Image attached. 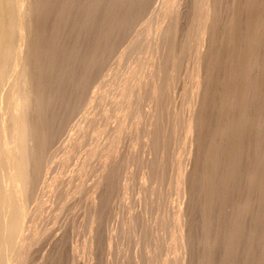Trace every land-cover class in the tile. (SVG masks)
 I'll return each instance as SVG.
<instances>
[{"label": "bare ground", "instance_id": "6f19581e", "mask_svg": "<svg viewBox=\"0 0 264 264\" xmlns=\"http://www.w3.org/2000/svg\"><path fill=\"white\" fill-rule=\"evenodd\" d=\"M144 14H152L151 26L143 35L132 37L124 45L119 59V65H123L139 51L145 54L142 84L131 123L130 151L124 157L125 172L122 169L124 173L123 176L120 174V180L114 171L116 153L108 155V164L92 198L93 210L90 208L92 215L90 214L89 229L94 231L91 234H95L93 240L95 236L99 239L96 233L103 223L99 221L104 215L102 211L114 209L110 206L113 200L111 195L114 194V191L110 192L112 187L120 182V192L125 194L130 189V159L137 158L131 163H137V167L140 164L141 167L137 170L140 171V176L137 173L140 182L137 183V174H134V171L137 172L134 169L136 166H133L132 174L135 176L132 177L137 178H134L136 185L141 184L145 188L150 185L152 190H156L152 184L162 182L168 189L172 185L177 195L186 200L185 206L175 205L177 208L173 207L171 215L167 214L173 228L169 243L176 250L178 248L179 253L161 261L156 259L158 264H264V0H168L165 4L161 0H0V264L31 262V259H26L21 263L20 251L27 244L34 228L31 222L37 220H33V213L38 206H35L34 212L30 208L32 199L34 201V197L38 196L35 194L38 192L37 186L40 185L39 191L42 185L46 190L56 180L50 179V174L48 178L49 170L45 172L46 177L41 178L42 181L40 179L44 175L40 176L41 171L48 169L46 166H53L52 162L46 165L49 164V159L44 168L45 159H48L46 154L54 147L51 141L56 147L59 145L56 136L59 131L64 133L67 130L64 128L62 131L69 124L68 116L76 111L95 73L134 22ZM103 101V91L101 87H97L93 105L87 111V116L85 113L88 123L95 117L92 114L93 108L96 110V106ZM61 124L64 125L62 129ZM79 129L81 131L83 128ZM59 135L57 138H61L62 134ZM170 148L173 151L177 148L179 152L174 155V159L172 157L169 167L167 163L172 151ZM171 153L170 156L173 155ZM62 159L63 157L59 160ZM56 162L59 163L58 160ZM64 164L66 163L62 160L59 166ZM167 170L171 172L169 187L166 184L168 181L163 180L166 181L165 184L159 181L162 176L168 178V175H163ZM52 171L51 174L54 173ZM116 186L114 187L119 191L118 185ZM161 189L156 192H162ZM133 190L131 192L130 189V192L133 193ZM146 191L149 190L144 192L149 195ZM169 191L171 190L167 193L171 196ZM119 193L118 198L121 196ZM151 193L156 195V199L152 196L156 202H161L157 200V196L165 193L159 197H164L159 205L165 207L167 193L155 194L150 190ZM110 196L112 198L109 201ZM148 197L146 198H151ZM106 199L109 205H106ZM147 199L144 201L147 202ZM137 201L133 203L136 205ZM149 202H142L147 206L146 212L148 209L152 210L151 207L148 208ZM155 204V209L150 214L156 212V206L159 207ZM104 205L111 208L103 209ZM121 205L122 203L116 208ZM167 206L169 205H166L165 213ZM44 208L45 206L41 207V212ZM144 211L143 215L136 211L138 219L144 216L145 220H150L149 217L145 218ZM153 214L150 216L154 217ZM133 218L129 219L130 228L135 225ZM165 219L164 227L169 228L168 219ZM98 221L101 225L97 224ZM136 221L137 225L139 220ZM159 221L155 223L162 222ZM95 224L99 226L97 230ZM114 224L117 228V224ZM138 225L133 227L134 231L139 229ZM157 228L159 229V225ZM142 229L141 225L140 232ZM147 230L145 229L146 232ZM120 231L123 233V228ZM126 232L127 230L123 234L126 235ZM149 232L147 236L144 234L145 238L151 234ZM163 235L158 233L157 236H162L163 239ZM140 236L139 239L143 234ZM55 239L52 240L50 252L47 248L48 254L45 251L46 254L41 255V262L38 261L39 256H35L39 252L33 255L34 258L31 257L32 262L37 258L33 264H53L54 259L59 261L60 257L56 258L59 252L62 253L59 247L61 240L58 239L59 243L57 240L55 243ZM112 239L113 237L111 240L109 238L110 243ZM93 240L88 242L94 251L95 248L92 247L97 240ZM125 240L128 242L130 238ZM163 241L165 239L161 243ZM119 243L121 241L118 245ZM153 243L155 244L154 241ZM112 244L114 245L113 242ZM158 245L163 251L168 249L161 247L163 244ZM130 247L132 251V246ZM107 248L109 251V247ZM171 248L173 249L172 245ZM148 252L144 250L143 253L146 255ZM159 252L162 253L160 250ZM130 253L132 256L134 251ZM141 254L139 262H142ZM155 254L153 255L156 257ZM96 255H99L98 252ZM153 255L151 257L154 258ZM94 256L95 254L92 259ZM107 256L106 254V259L109 257ZM97 259L99 260L98 257ZM149 260L150 258L147 262ZM59 262L62 264V261ZM96 263L99 264V261H95Z\"/></svg>", "mask_w": 264, "mask_h": 264}, {"label": "rangeland", "instance_id": "374dc122", "mask_svg": "<svg viewBox=\"0 0 264 264\" xmlns=\"http://www.w3.org/2000/svg\"><path fill=\"white\" fill-rule=\"evenodd\" d=\"M167 1L168 0H161V2L164 4ZM151 15L150 14L141 15L134 22V24L131 26L129 31H127L125 36H123L122 39L117 43V45L115 46V48H114L112 54L109 56V58L105 61V63L102 65V67L99 68L97 73H95L91 83L89 84V86L87 87L85 92L83 93L76 111L73 112L72 114H70L68 116L69 118L67 117L69 119V121L67 120V122L70 125L68 124L66 127H63V129H62L61 127L64 125H62L63 123L61 124L60 128L62 129V131H64V128H66L67 130H65L64 133L59 131L60 135H59V132L57 130L59 136H61V134H62L61 138H57L58 135L56 134L57 135L56 136L54 134L56 136V139H58V144H59L58 145L56 143V145H58L59 147L58 146L56 147L55 145H53L54 142H52V141H51V145H52V147L53 146L56 147V150L58 148L60 153H58V150L56 151L54 149V147L51 149L49 148L50 150L48 151V153L50 151H52L53 154L51 152L49 154L47 153L46 157L48 159H45V162H44V168H45V164L47 162L46 160L50 159V161L47 162L49 164H46V165H50L51 164L50 162H52L53 166L51 164L50 168H52V170H53V167H54V171H52L49 168V166H46V167H48V169L45 168V171L44 170L41 171V174H40V176H41L44 173L43 177H40V176L39 177H40V179L46 177L47 174L45 172L47 170H49V171L51 170L54 173L51 174V171L50 172L47 171L48 172V178H50V176H51L50 179H53V180L56 179V180H55V182H52V180L50 181V182H52L51 183L52 185L48 188L47 187L45 188L47 191L43 189V187H44L43 185L41 186L40 191H39L40 185L37 186V188H38L37 191L40 194L37 191H35V192H37L35 194L38 196H36L34 194V196H36V197H34V201L32 199V201H31L32 203H30V208L32 207L31 208L32 212H34L33 210L38 206L35 210L36 214L33 213V215H34L33 220L34 219H37V220H35L34 222H31V225H33L34 228L31 231V235H30V238H29L27 244L20 251L21 263L25 262L26 259H28V260L31 259L30 261L32 262V258H34L33 255L37 252H39V253H38V255L35 254V256H37V258L39 256L38 261L41 262V260H40L41 255H43L45 253L47 248H49L47 251L50 252V250L53 247L52 240L57 238L58 236L59 237L57 239H55V243L58 241V239H59V241L61 240V245H60L59 241H58V243H59V247L62 249V250H60V251H62V253L59 252V255L56 259H58L60 257L59 261H62L61 262L62 264H76L75 262H77V264H90V263L95 264V261L96 262L99 261V264H106V263H108V264H122V263L126 264V262L128 264H129V262H131L130 264H134V262H136V264H137L139 262L140 254H141L140 249L144 245H145L144 246L145 248H142L143 252H144V250L147 252L149 249H152V250H149V251H151L150 253L149 252L146 253L147 256L145 255V253H143L141 251L142 252V254H141L142 262H139L138 264H140V263L141 264L142 263L143 264H146V263L147 264H149V263L158 264L159 261L156 259H159L161 261V260L165 259L166 257L168 258L169 256H170V258H172L174 255L179 253V251H178L179 249L177 248V250H176L175 246L173 244L169 243L170 237H171L170 235H172L173 228H172V224L170 223L171 222L169 219L170 217H168V215L170 216L172 211L174 209H176L178 205L179 206H181V205L185 206L186 200H184L183 198H180L177 195V193H176V191L172 185H171L172 186V188H171V186H170V184H171L170 183L171 182V177H170L171 172L170 171L171 170L169 169L170 171L167 170V172H165V174H163L165 176L168 175V178H167L168 180L166 178H164V176L160 177V180L158 179L159 181H163V180L168 181V182H166V181L165 182L167 184V187L170 186L169 189L166 188V186L163 185L162 182H161L162 186L163 187L165 186L164 189L166 188L165 189L166 191L164 189H163L164 191L161 189L163 187H161L160 182H159L160 186H159V184H157L159 187L156 185V183L152 184V186L156 190H158L160 188L162 190V192H166V193L168 192V190L172 191L174 189V192L169 191V194L172 193V195H171L172 198L170 195H168V193L165 196L167 198H165L164 203L166 205L167 204L169 205V206H167L166 213L164 212L166 205H165V207H163V206L160 207V205H159L163 202L162 200H164V197L161 199L159 197H162L163 194L165 195V193H163L161 196L159 194V196H157V198H158L157 200L158 201L161 200V202H156V200H154V198H153L156 195L153 196L152 193L150 194V190H151V192H153L155 194L162 193L161 191H158V193H157L156 190H154V189L152 190V187H150V185L145 188V187H141V184H139V185L135 184L136 183L135 181H137V183L140 182V180H139L140 178L138 177V174H137V173H139V176H140V171H137V170L141 167H140V164H139V167H137V165H136L137 163L136 164L133 163L134 165L133 164L131 165V163L135 162L133 160H136L137 158L136 159L133 158V160H131L132 159L131 158L130 159L131 163L129 166V168H130L129 170H131V173H130L131 174L130 175V177H131L130 184L131 185L129 184L130 185L129 188L131 189V192H132V189H134L133 193L135 195V191H136L137 195H135V197H134V195H132L133 193L130 192V189L127 190V192H126L127 194L125 193L126 194L125 195L123 193V191L120 192L121 187H119V184H118V183H120V182H118V180H120V178L123 176V173L125 172V170L123 169V168H125V166L123 165L124 164V157L127 156L129 153L128 151H130V149L128 150V148L130 147L129 142L131 143V141H129L130 137H131V123L133 120L134 109H135V106H136V103L138 100L140 86L142 84L143 73H144L145 54L143 53V51H139L135 57H133L128 63L123 64V65H119V59H120V55L123 52L124 45H126L130 41V39H132V37L141 36L149 29V27L151 26V22H150ZM97 87H101V89L103 91L104 101L101 105L96 106L97 107L96 110H95V107L93 108L95 111L92 110V114H95V117L91 121V123L89 121V123H90V125H89V123H88L89 119H88V117H85V113L87 116V111H89L91 106L93 105V98H94L95 91H96ZM83 120H84V122H83ZM67 122L65 120L64 123L66 124ZM85 124H86V126H85ZM84 126L86 127L85 131H84ZM60 128H58V129L60 130ZM79 128H83V129L80 131ZM53 140H55V137L53 138ZM53 150H55V152H53ZM176 150H177V148H176ZM176 150L175 151L172 150L173 151V152L171 151L172 153L169 151L171 153V155L173 154L172 156H170V153L168 152L169 156H170V157L168 156V158L170 160H168L167 164L169 167L172 163L171 161L175 158L174 155L176 156L179 152L178 150L177 151ZM63 151L64 152L66 151V152L63 153ZM67 152H68V154H67ZM175 152H177V153L174 154ZM110 153H116V165H115L114 171L117 172V174L115 172H114V174H116V176L118 177L117 178L118 180L116 179L118 183L115 184L113 182L114 181L113 180L112 184L113 185L115 184L114 186L118 185L119 191H117V188H116L117 186L116 187L113 186L115 189H113V187H112V190L110 192L112 193L114 191V194L112 193V195H111V193L108 192L113 197L112 198L110 196V198L108 200L110 201L111 198L113 199L111 201L112 203L110 202V204H111L110 206H112V208H114V209L112 211V209H109V208H111L110 206H108L109 207L108 208L104 205L105 208H103V209L107 208L109 210L105 211L102 209L103 210L102 215L104 214L105 216L103 215L102 218L99 219V221L103 222L102 226H100L101 230H100V228H99V230H97L99 226H96L97 224L101 225V222L98 221L99 223L97 222V224L94 225V227H97L96 230L98 231V233H96V235L98 234L97 236H99V239H96V236H95V240H97L96 242L97 243L99 242V243L98 244L94 243V246H96V247H97V245H99L97 247L98 249H96V247H94V246L92 247V248H95V250L99 254V255H96L97 252L95 250L93 251L90 248V243H89V242H91V240H93L94 235H95V234H93V236H92L91 234L94 231L91 232V230L89 229V228H91V220H90L91 219L90 216L92 215L91 210H93V208H92L93 206H91V205H92V198H93V195L95 193V190L97 189L98 183L104 174L103 170H104L105 166L108 164L107 158H108V155ZM137 153H138V151H137ZM50 154H52V155H50ZM48 155H50V156L54 155V156L51 157L52 158L51 159V158H49L50 156H48ZM56 155H58V157ZM135 155H137V154H135ZM59 157L60 158L63 157L62 160H64V162L66 164H64L63 166H59V163L62 162V160H59L60 159ZM133 157H134V154H133ZM172 157H173V159H172ZM53 158L54 159L56 158V160H53ZM57 160L59 163L56 162ZM56 163L58 164L57 166H56ZM133 166H136V167L134 168ZM133 168L137 172H135L133 170ZM122 169L124 170V172H122ZM133 171H134V174L135 173L137 174L136 177L138 178L139 181L135 180V179H137L136 177H132V175L135 176L134 174H132ZM168 171H169V174H168ZM49 174H50V176H49ZM52 175L54 177H52ZM119 176H121V177H119ZM113 178H114V176H113ZM42 180L43 179H41V181ZM165 182H164V184H165ZM48 183H49V181H48ZM112 184L110 186H112ZM133 184H135V185L133 186ZM157 187H158V189H157ZM147 188H149V189H147ZM43 190H44V192H42ZM109 190H110V188L108 189V191ZM140 190H143V191H141V192H143V195H141L142 193L140 192ZM145 190H149V192L146 191L147 193H149V195H146L144 193ZM119 192L121 193V196H124V195L126 196V197L124 196V198H123V197L118 195L119 198L121 197L120 199L123 200L122 202L117 197V194ZM42 193H45V194H42ZM109 194H108V196H109ZM128 195L130 196V198ZM167 195L169 196V200H168ZM40 196H42L41 197L42 199L40 198ZM132 196L134 198H136V200H138L136 202V205L133 203L136 200ZM140 196L141 197L143 196L145 199L144 198L143 199H141V198L137 199V197H140ZM147 196H149L151 198L147 199L146 198ZM36 198H38V199H36ZM116 198H118V200ZM125 198H126V200H125ZM176 198H177V200H176ZM115 199L117 200V202H114V201H116ZM131 199H133L134 201L132 202ZM146 199H147V202L150 201L152 203L151 204L149 202L150 205L148 203V208L151 207L152 210L155 209V206H154L155 203H157L159 205V207L156 206V212L155 213L152 212V214L154 213L153 214L154 217L150 216L152 214L149 213L152 210L148 209L149 211L147 210V212H146L147 208H145V207H147V206L143 205L145 203L147 204V202L144 201ZM151 199H153L152 201L154 202V204L151 201ZM155 199H156V197H155ZM108 200L106 199V201H105L106 205H109V203L107 204V202H109ZM130 200H131L132 204L135 205L134 207L131 206L132 204L130 205V203H131ZM166 200L169 203H167ZM42 201H44V202H42ZM170 201H172V202H170ZM41 202H42V206H41ZM142 202H143V204H142ZM115 203H117V204L115 205ZM120 203H122V205L124 204L125 206L121 205L122 206V207L120 206L121 208L119 206H118L119 208H116L117 205H120ZM127 203H128V206L126 205ZM164 203L162 205H164ZM113 204L116 207H114ZM157 204H155V205H157ZM140 205L144 206V208L143 207L142 208L145 211L141 208ZM152 205L154 208H152ZM175 205H177V206L175 207ZM44 206L46 209L45 208H44V210L42 209V211L44 212L43 213V212H41V207H44ZM130 206H131V208H129ZM124 207L125 208L127 207L128 210L124 209ZM138 207H139V209H138ZM170 207L172 210L170 209ZM173 207H174V209H173ZM90 208H92V209L90 210ZM136 208L138 210H136ZM159 208H161V209H159ZM163 208H164V210H163ZM37 209H40V210H37ZM115 209H116L115 212H117V214L114 212ZM118 209L120 210V212ZM140 209H142V211L146 212V214L148 213L147 215L144 213L145 218L149 217L148 219H150V220L152 219V221H153V219L159 221V219L161 217L160 221L162 220V222L159 221L160 223L156 224L158 221H153V223L156 224L157 227L159 225V229L152 223V221L145 220L144 216L142 217L144 220L140 217V219L143 221H140V219H138L140 213H141L140 215H143V212ZM168 209L170 210L169 212H168ZM110 210L113 212V215H111L112 212L110 213ZM126 210H127V212L124 213ZM136 211H138V212L141 211V212H139V214H138V212H136ZM104 212H106V213H104ZM118 212H119V214H118ZM160 212L162 214L161 216H160ZM114 213H115V215H114ZM131 213H133V214L131 215ZM163 213L166 215L168 214V215L167 216L163 215ZM134 214H136V215H134ZM156 214L157 215L159 214V216H157ZM35 215L36 216L38 215V217L36 218ZM41 215H44V216H41ZM117 215H118V217L120 215V217H119L120 219H118ZM126 216L129 218H127ZM130 216L132 218L134 216H136V218H133V220L135 219L134 220L135 221L134 226L137 227L138 224H139L138 227L140 226L139 229L137 228L138 229L137 231L139 234H137V231H134L135 230L134 228H136V227H134V226H133L134 228L129 227V219H132ZM41 217H42V219H41ZM110 217L111 218L117 217V219L112 218V220H110ZM157 218H159V219H157ZM165 218H167L168 223L171 224V225H169L166 222L168 224L169 228H166L167 226L164 227V225H166L165 224V221H166ZM102 219L104 221H102ZM116 220H118V221L116 222ZM121 220H123L127 223L124 222V224H123V221L121 223ZM136 220L140 221V223L138 221L137 225H136V223H137ZM111 221L116 223V224L120 222L119 224H121V225L123 224L122 225L123 227H121V225L117 224V228H116V225L114 223H112V224L110 223ZM147 221H149V222H147ZM142 222H144L145 224H142ZM163 222H164V224H163ZM151 224H153V225H151ZM161 224H163V225L161 226ZM141 225H142V228L144 229V230L142 229V231H141L142 233L140 232ZM144 225L146 226V228ZM110 226H112V227L114 226L113 227L114 230L111 229L112 227L110 228ZM118 226H120V227H118ZM122 228H123V233L125 232V230H127L128 233L126 232V235L121 232L122 230L120 231V229H122ZM124 228H126V229L124 230ZM128 228H129V230L130 229L131 230L128 231ZM149 228H150V230H149ZM152 228L154 231H157V230L158 231L154 232L152 230ZM164 228L166 229V232L164 231L165 230ZM109 229L112 231H110ZM117 229H119V230L117 231ZM145 229L146 230L148 229L147 232L145 231ZM89 230H90V232H89ZM94 230H95V228H94ZM161 230H163V231L161 232ZM143 231L146 232V234ZM148 231H150L149 233H151V234L152 233L156 234V235H153V234L152 235H153V237H156L158 239H160L162 237V236L161 237L159 236L160 237L159 238L157 236L158 233H159V235L164 234L163 239H165V241H163V243H161L163 240L162 238L160 240L157 239L158 241L156 240V238H154L156 240L155 241L153 239V237H151V234L147 238H145V236L148 235L147 234ZM151 231H153V232H151ZM110 232H112L113 234ZM118 233H119L120 237L117 236ZM133 233H134V235H131ZM135 233H136V235H135ZM89 234H90V237H89ZM114 234H117V235H114ZM142 234H143L142 238L139 239V236ZM144 234H145V236H144ZM137 235H139V236H137ZM132 236H133V238H132ZM111 237H113V239H112L113 241H111V243H110ZM118 237H119V239L116 240V238H118ZM135 237H137V238H135ZM109 238H110V240H109ZM128 238H130V240L129 241L127 240L128 242H125L126 241L125 239H128ZM133 239H135V240H133ZM136 239H139V240L136 241ZM142 239L144 241H140ZM95 240H93V242ZM145 240L148 242V244ZM116 241H118V242L121 241V243H119V245H118V242H116ZM122 241H123V243H126L127 246H126V244L123 246ZM153 241L155 242V244L153 243ZM112 242L114 243V245L112 244ZM129 242H130V244H129ZM143 242H144V245H143ZM158 242L161 245L163 244L161 247H164L165 249L168 248V249L165 251H163L162 248L160 249ZM73 243L75 244V246ZM49 244H51V245H49ZM72 244H73V247L71 246ZM134 244H135V246H134ZM137 244H138V246H137ZM110 245H112V246H110ZM117 245H118V247H117ZM129 245L132 246V251H131V247ZM151 245H153L154 248ZM171 245L173 246V249L171 248ZM114 246H115V248H114ZM121 246H122V248H121ZM139 246L141 247L140 249L138 248ZM156 246H158V247L156 248ZM74 247L76 249H73ZM107 247H109V251L107 250L108 249ZM125 247L128 248L129 250L126 249ZM150 247H152V248H150ZM119 249L121 252L119 251ZM110 250L111 251L113 250V252H110ZM123 250H125V252H123ZM153 250L158 252L159 254H160V252H159V250H160V251H162V253L160 255H158V253L154 252ZM168 250H170L169 253H168ZM47 251H46V253L48 254ZM87 251H88V254H87ZM114 251L116 253H114ZM133 251H134V253H132L133 254L132 256H134V257L130 256L131 255L130 252H133ZM40 252H41V254H40ZM77 252H79V253H77ZM170 252H172V253L170 254ZM152 253L153 254L156 253L155 255H157V256L155 257ZM70 254L71 255L72 254L77 255V258H76V256L74 257V255L71 256ZM78 254H79V258H78ZM94 254H95V256L92 259ZM106 254L109 256V257L107 256L108 257L107 259H106ZM119 254H121V255H119ZM125 254L127 257L125 256ZM137 254H138V256H137ZM150 254H152L154 256V258L151 257L152 255H150ZM168 254H170V255H168ZM128 255H129V257H128ZM144 255L146 257H148V259L150 258V260L148 262H147L148 259ZM149 255H150V257H149ZM161 255L164 257H159ZM112 256L115 257V259H117V260L115 261V259ZM73 257H74V260L72 261ZM97 257L99 258V260L97 259ZM125 257L127 259L126 262L124 260ZM144 257H145V259H144ZM75 258L78 261H75L76 260ZM137 258H138V260H137ZM91 259L93 261H91ZM94 259H96V260H94ZM119 259H121V261L123 260V262L121 263V261H118ZM128 259H129V261H128ZM143 259L145 260L146 263H144ZM153 259H155V260H153ZM35 260H33V262ZM132 260H134V262ZM54 261H57L56 263L60 264V262L58 260L54 259ZM54 261H53V264H56V263H54ZM31 262H29V264ZM33 262H32V264H33ZM35 264H38V262H35ZM96 264H98V263H96Z\"/></svg>", "mask_w": 264, "mask_h": 264}]
</instances>
